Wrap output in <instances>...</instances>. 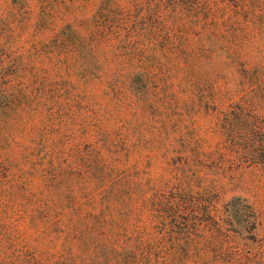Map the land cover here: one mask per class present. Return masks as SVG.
I'll list each match as a JSON object with an SVG mask.
<instances>
[{"label": "rangeland", "instance_id": "374dc122", "mask_svg": "<svg viewBox=\"0 0 264 264\" xmlns=\"http://www.w3.org/2000/svg\"><path fill=\"white\" fill-rule=\"evenodd\" d=\"M102 1L0 0V264H264V0L154 27ZM186 190L215 216H173ZM237 196L246 227L219 218Z\"/></svg>", "mask_w": 264, "mask_h": 264}, {"label": "trees", "instance_id": "16d2710c", "mask_svg": "<svg viewBox=\"0 0 264 264\" xmlns=\"http://www.w3.org/2000/svg\"><path fill=\"white\" fill-rule=\"evenodd\" d=\"M128 4L126 6L123 5V2L121 0H103L100 6V10H103V8H106V12H103L104 14H109L112 12H116L118 10L123 9H129L130 6L135 5L138 6L141 10L145 11V16H143V21L147 19V17L151 16L153 18L154 24L153 27L156 24V20L159 18H166L168 13H172L174 11H179L180 13H183L185 11H192L197 10L200 8L202 0H128ZM155 17V18H154ZM146 25V24H145ZM146 26L142 28L143 33L148 30ZM199 52L203 55L204 53H207L210 51V48L201 47L198 49ZM144 52V51H142ZM11 61H14V59L11 58L9 52L6 50V46L3 44H0V93L8 92L7 86H4L6 82L7 76L10 75L7 72V66L11 63ZM6 70V71H5ZM12 103V102H11ZM7 107V103L4 105L3 108ZM264 124L256 125V128L254 130V135L259 140V142H264L263 138V129ZM114 180H112L110 183H112ZM98 190H100L99 193L102 194L101 202L100 204L103 205V208L100 210L101 213H104L105 209L108 208V202H109V189H106L105 186H100ZM176 190V189H175ZM180 191V190H177ZM171 198L175 201L174 209L172 210L173 216H186V220L189 221H196L201 218L204 220L213 218L215 216V209L213 208L211 204V200L209 199L208 195L201 194L199 192H194L192 190L184 193H178L176 192L174 195L171 196ZM106 203V204H105ZM238 209L236 212L235 209ZM248 217V218H255L254 212L251 211L249 206L246 204V202L241 197H232L227 201L225 204L223 210L220 213L221 222L222 224L227 225L228 227H234V226H243L246 227L249 223L253 224V221L251 220H241L237 221L235 220L236 216ZM177 222V221H175ZM167 221H166V228L168 227ZM172 226V225H171ZM254 227V226H253ZM192 239V238H191ZM136 250H138V245L134 246V249L128 248V246H121L119 253L116 254H122V255H129L133 257V260L137 259V256L139 254V261L143 263L144 261L141 260L140 253H138ZM172 256L173 258L182 259L185 255V253L181 254H167V256ZM138 260V259H137Z\"/></svg>", "mask_w": 264, "mask_h": 264}]
</instances>
